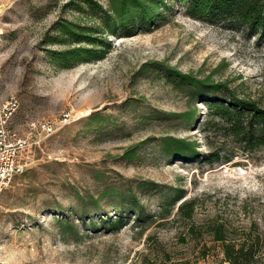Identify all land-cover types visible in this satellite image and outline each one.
<instances>
[{"label": "rangeland", "instance_id": "obj_1", "mask_svg": "<svg viewBox=\"0 0 264 264\" xmlns=\"http://www.w3.org/2000/svg\"><path fill=\"white\" fill-rule=\"evenodd\" d=\"M97 4L107 0H0V109L15 101L9 126L27 139L24 170L0 195V264H231L225 242L252 248L239 264H264V147L208 163L190 123L221 81L264 106V40L168 0L155 24L104 34L102 58L58 61L90 46L61 28L95 30ZM168 136L196 142L198 156L168 154Z\"/></svg>", "mask_w": 264, "mask_h": 264}, {"label": "trees", "instance_id": "obj_2", "mask_svg": "<svg viewBox=\"0 0 264 264\" xmlns=\"http://www.w3.org/2000/svg\"><path fill=\"white\" fill-rule=\"evenodd\" d=\"M87 3L92 0H83ZM168 0H107V7L97 4L100 22L95 28H82L80 24H64L63 34L69 35L76 42L86 41L90 46H78L70 52L56 53L58 61L66 62L74 57L75 61H91L103 57L100 45L110 47L104 34H118L120 30L126 36L133 35L138 29L155 24L167 10ZM175 1V0H174ZM184 5L185 12L192 18L213 24L239 25L248 34L257 35V40H264V0H179ZM89 29V30H87ZM99 32V37L85 36L86 31ZM168 73L194 86L208 85L207 80L195 78L175 68H166ZM215 95L207 96L206 112L202 121L200 113L195 108L190 115V123L199 122L201 131L210 145L206 162L230 161L238 153H250L264 147V106L253 98L241 97L228 87L227 82H217L211 86ZM97 114H92L91 118ZM219 139L221 141H219ZM217 141V142H215ZM227 142L229 147L224 148ZM163 149L173 157L188 159L197 157V143L188 138L168 136L162 139ZM224 151V152H223ZM186 208L185 216L191 218L194 213V200H185L180 210ZM103 216V214H99ZM105 223H119L121 216L115 220L106 214ZM94 224V221L91 222ZM217 239L223 240L221 234ZM244 251V245L239 247L231 242L223 244L225 261L239 264L240 259L250 254Z\"/></svg>", "mask_w": 264, "mask_h": 264}, {"label": "built area", "instance_id": "obj_3", "mask_svg": "<svg viewBox=\"0 0 264 264\" xmlns=\"http://www.w3.org/2000/svg\"><path fill=\"white\" fill-rule=\"evenodd\" d=\"M14 107L15 101H8L0 109V195L10 185L14 176L24 170L19 157L27 139L18 136L9 126ZM41 126L44 130L51 131L50 124L43 123Z\"/></svg>", "mask_w": 264, "mask_h": 264}]
</instances>
